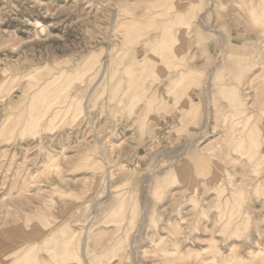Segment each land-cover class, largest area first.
I'll use <instances>...</instances> for the list:
<instances>
[{"label":"rangeland","instance_id":"1","mask_svg":"<svg viewBox=\"0 0 264 264\" xmlns=\"http://www.w3.org/2000/svg\"><path fill=\"white\" fill-rule=\"evenodd\" d=\"M261 10L0 0V264H264Z\"/></svg>","mask_w":264,"mask_h":264},{"label":"crops","instance_id":"2","mask_svg":"<svg viewBox=\"0 0 264 264\" xmlns=\"http://www.w3.org/2000/svg\"><path fill=\"white\" fill-rule=\"evenodd\" d=\"M162 115H163V116H162ZM158 119H159V120H158V123H157V125H156V126H158V127H156L155 130H160V128H167V127H169L170 125H172V124H170V123L168 122L167 115L161 114V116H159ZM167 125H168V126H167Z\"/></svg>","mask_w":264,"mask_h":264},{"label":"bare ground","instance_id":"3","mask_svg":"<svg viewBox=\"0 0 264 264\" xmlns=\"http://www.w3.org/2000/svg\"><path fill=\"white\" fill-rule=\"evenodd\" d=\"M242 4V3H241ZM250 4V3H249ZM244 5V4H243ZM205 6H207V5H205ZM248 6V5H247ZM253 8V7H252ZM252 8H250V10L252 9ZM249 10V9H248ZM202 11V10H201ZM214 11V10H213ZM247 12V11H246ZM261 12H262V15H264L263 14V11L261 10ZM259 13V12H258ZM258 15H261V14H258ZM200 19V18H199ZM258 19V18H257ZM264 20V19H263ZM255 21V20H254ZM262 22V21H261ZM216 58V57H215ZM214 61V60H213ZM218 61V60H217ZM150 62V61H149ZM150 64V63H149ZM211 66V65H210ZM210 68V67H209ZM208 71V70H207ZM209 72V71H208ZM185 73V72H184ZM207 73V72H206ZM159 74V73H158ZM166 75V74H165ZM133 77V76H132ZM162 78V77H161ZM137 79V78H136ZM135 81V80H134ZM91 90V89H90ZM210 90V89H209ZM211 93V92H210ZM222 97V96H221ZM262 98V97H261ZM235 118V117H234ZM230 123V122H229ZM246 124V123H245ZM237 125V124H236ZM207 127V126H206ZM245 128V127H244ZM199 131V130H198ZM250 132V131H249ZM206 133V132H205ZM195 135V134H194ZM198 136V135H197ZM196 137V136H195ZM252 139V138H251ZM251 139H249V140H251ZM241 140V139H240ZM254 142V141H253ZM185 147V146H184ZM259 148V147H258ZM211 152H213V151H211ZM254 154V153H253ZM230 164V163H229ZM258 190H260V191H263L264 189H258ZM107 200V199H106ZM112 248V247H111Z\"/></svg>","mask_w":264,"mask_h":264}]
</instances>
